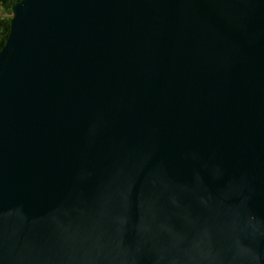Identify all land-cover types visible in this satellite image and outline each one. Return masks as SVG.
<instances>
[{
  "label": "water",
  "instance_id": "1",
  "mask_svg": "<svg viewBox=\"0 0 264 264\" xmlns=\"http://www.w3.org/2000/svg\"><path fill=\"white\" fill-rule=\"evenodd\" d=\"M13 12L0 264H264V0Z\"/></svg>",
  "mask_w": 264,
  "mask_h": 264
},
{
  "label": "trees",
  "instance_id": "2",
  "mask_svg": "<svg viewBox=\"0 0 264 264\" xmlns=\"http://www.w3.org/2000/svg\"><path fill=\"white\" fill-rule=\"evenodd\" d=\"M16 2L17 0H0V49L9 38Z\"/></svg>",
  "mask_w": 264,
  "mask_h": 264
}]
</instances>
